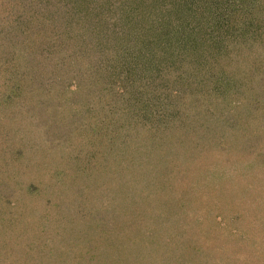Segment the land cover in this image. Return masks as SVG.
Instances as JSON below:
<instances>
[{
	"label": "trees",
	"instance_id": "trees-1",
	"mask_svg": "<svg viewBox=\"0 0 264 264\" xmlns=\"http://www.w3.org/2000/svg\"><path fill=\"white\" fill-rule=\"evenodd\" d=\"M19 94L49 114L59 142L65 129L108 136L102 154L118 242L110 237L102 249L117 243V260L99 264H167L149 257L167 253L163 246L176 264L190 238L174 247L159 235L162 246L158 233H137L157 214L203 233L194 247L210 264L219 244L192 215L218 200L207 190L224 176L264 161V143L254 140L264 142V0H0V105ZM252 121L256 135L237 150L230 138Z\"/></svg>",
	"mask_w": 264,
	"mask_h": 264
},
{
	"label": "rangeland",
	"instance_id": "rangeland-1",
	"mask_svg": "<svg viewBox=\"0 0 264 264\" xmlns=\"http://www.w3.org/2000/svg\"><path fill=\"white\" fill-rule=\"evenodd\" d=\"M11 99L10 105H0V115L4 111L8 114L0 121V264H99L103 257L116 259L112 250L117 243L112 242L102 249L110 237L118 242L117 232H113L114 227L110 225L114 221L111 217L113 196L107 189L110 186L106 170L109 161L102 154L110 149L108 136H101L95 142L82 134L83 129L76 128L71 134V129H65L67 134L62 132L65 138L59 142L60 133L50 127L55 124H46L49 114L41 116L40 108L26 105L30 100L28 96L12 95ZM252 126H255L254 121L246 124V133L242 130L238 137L230 138L231 145L237 147L241 142L250 141L256 135ZM254 140L264 143L257 138ZM62 144L65 153H61ZM192 150L193 147L181 149L179 156H187ZM100 165L106 171L104 175ZM252 167L236 170L237 178L224 176L226 182L219 183L215 191L207 190L208 198L215 194L218 200L206 201L205 209L192 215L205 222L201 227L219 244L212 249L214 255L209 256L210 264L216 261L264 264V161ZM174 175L176 181L184 180L183 172ZM204 184L195 186L197 192L192 198L196 199L197 194L203 192ZM232 186L233 189L228 188ZM177 205L175 209L180 210L182 217L184 208ZM168 206L173 208L171 203ZM161 218L162 215L157 214L142 224L143 228L137 226V233H158L154 239L160 245L162 236L166 242L176 243L174 247L182 242V237L190 238V246L180 253L176 264H185L186 255L187 264H203L208 257L198 255L194 246L201 240L197 235L204 234L185 231L172 221L164 223ZM99 220L105 225L101 236L96 235ZM162 248L167 253L149 257H164L163 261L168 264L169 252L173 251ZM159 252L158 249L153 251L154 254Z\"/></svg>",
	"mask_w": 264,
	"mask_h": 264
}]
</instances>
